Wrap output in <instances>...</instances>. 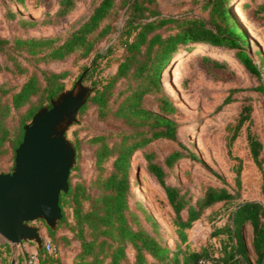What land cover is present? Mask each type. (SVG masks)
Listing matches in <instances>:
<instances>
[{"label":"trees","instance_id":"obj_1","mask_svg":"<svg viewBox=\"0 0 264 264\" xmlns=\"http://www.w3.org/2000/svg\"><path fill=\"white\" fill-rule=\"evenodd\" d=\"M195 1L201 2V8L208 9V15L165 14L158 0H121V5L118 0H100L88 18L64 38L16 37L13 41L0 38L1 47L10 45L8 53L15 60L14 66L21 71L27 67L14 56L19 49L33 56V61L48 63L72 56L75 59L92 57L94 65L101 58L108 59L116 43L122 48L116 70L101 80H92L90 95L78 110L81 112L93 105L100 119H113L120 124L89 138L95 146V171L88 179L73 181L75 166L72 167L69 189L60 194L63 215L55 227H47L53 241L62 237L67 244L79 242L78 246L75 245L73 264H194L199 257H207L208 252L185 251L182 259L178 250L172 251L165 243L160 223L142 200L131 201L133 172L141 168L134 156L138 150L144 152L148 172L165 188L182 240L187 239L186 229L192 227L207 208L221 201L235 203L230 220L214 229L215 235L226 233L229 237L223 242L220 256L215 258L225 264H264V201L241 198L240 164H236V189L225 181L210 183L203 185L201 192L195 195L183 182L172 180L179 176L181 161L186 156L197 159L196 153L179 141L180 123L176 118L179 107L162 80L163 72L180 45L204 40L235 49L236 57L260 79L256 90L264 93V56L261 55L260 63L255 61L249 50V30L236 18L232 0ZM75 3L76 0H60L55 15H66ZM120 8H124L121 25L119 20L116 22ZM255 9L264 12V0ZM8 15L17 18L24 28L52 21L49 12L43 20L25 18L11 10ZM112 33L117 34L115 43L110 44L105 52L98 51L101 42ZM204 58L217 67L229 66L226 59L207 54ZM87 72L93 73L94 68H88ZM68 74V71L36 67L19 89L0 85V157L10 151L16 155L25 125L41 107L50 105L52 99L65 89ZM230 91L219 108L233 101L232 94L242 89L232 88ZM149 97L158 103L157 111L147 106ZM252 111L253 104L244 103L236 119L227 123L229 144L237 138L247 121L252 123ZM16 116V122L12 123L10 118ZM250 123L247 137L252 156L262 172L264 193V144ZM163 139L178 142L180 146L159 157L149 145ZM78 147L75 143L76 150ZM140 213L152 231L142 224ZM248 224L252 227L254 260L244 233ZM62 227L66 229L64 234L56 236ZM5 244L10 245L9 242ZM40 254L41 264H67L44 248L40 249Z\"/></svg>","mask_w":264,"mask_h":264},{"label":"rangeland","instance_id":"obj_2","mask_svg":"<svg viewBox=\"0 0 264 264\" xmlns=\"http://www.w3.org/2000/svg\"><path fill=\"white\" fill-rule=\"evenodd\" d=\"M100 0H76L73 8L64 16L55 15L60 0H0V38L11 39L16 37H45L60 36L66 34L82 21L86 20L94 6ZM163 13L180 16L183 14L208 15V9L201 8V2L195 0H158ZM263 0H232L233 12L249 30L251 45L250 52L256 62L260 63L261 55L264 56V12H257L256 7ZM121 5V0H118ZM243 10V18L237 15V8ZM116 19L119 25L122 21V11ZM14 11L25 18L43 20L49 12L52 21L38 24L34 27H22L17 18H11L9 11ZM117 34L112 33L98 47V51L105 52L110 44L115 43ZM0 46V85L12 86L19 89L27 77L36 67L48 68L58 71H68L65 79L64 92L77 90L79 79L83 75L82 84L89 90L93 86L92 80H101L111 75L117 67V58L122 52L119 44H115L108 59L101 58L93 65L92 57L75 59L69 57L63 61H33V56L23 49L16 52L14 56L24 71L14 66V58L8 53V48ZM22 50V51H21ZM178 51V52H177ZM177 52V53H176ZM236 50L225 45H218L209 41L197 40L180 45L173 54V59L162 74L163 84L167 92L172 96L179 107L176 115L180 127L178 130L179 141L196 153L197 159L186 156L180 164V174L172 180L183 182L189 186L195 195L201 192L206 184H221L227 182L230 187L238 188L236 183L237 166L241 165V198L261 199L264 201L262 191L263 176L256 164L247 137L249 121L240 130L237 138L229 144L228 122H233L239 114L244 103H252V123L250 127L254 130L264 144V93L256 88L260 79L253 75L243 63L236 57ZM204 54L226 59L229 62L227 68L214 66L212 62L204 58ZM88 68H94L93 73H88ZM85 69V70H84ZM264 81V66H263ZM232 88H241L232 94L234 100L223 104L224 99L231 93ZM147 106L158 110V103L151 97L147 99ZM10 118L11 122H16ZM120 122L113 119L103 120L98 117L96 107L89 105L83 111L78 112L75 119L68 123L65 128V137L79 147L76 150L73 171V181L90 178L95 171L94 150L95 146L89 142V138L101 132L115 129ZM178 142L166 139L152 142L149 147L155 149L159 157H164L174 148L179 147ZM262 155L264 156V148ZM136 161L141 166L140 170L133 172L131 201L140 198L155 216L161 225L160 232L165 243L172 251L178 250L183 259L184 252H208L207 257L220 256L224 240L228 241L226 233L214 234V229L223 226L230 220V213L235 203L227 204L223 201L207 208L204 214L194 221L192 227L187 228V239L182 240L178 233V226L174 223L175 212L170 205L165 188L158 182L156 177L147 170V160L143 150L134 154ZM110 164V161L108 162ZM15 166V152L10 151L0 157V171L9 172ZM190 172V174H189ZM142 224L150 231L152 228L147 223L143 214L140 213ZM32 225L39 226L42 244L34 239H25L20 243L6 245V238L0 234V264H24L25 257H29L33 247L41 249L46 237H52L48 233V222L44 219L31 221ZM66 229L60 228L56 236L64 234ZM245 237L253 260L255 254L252 249V227L246 225ZM60 248V255L71 256L75 251V243H69L62 237L54 240ZM132 254V253H130ZM16 261V263H13ZM196 262V261H195ZM195 264V263H194Z\"/></svg>","mask_w":264,"mask_h":264},{"label":"water","instance_id":"obj_3","mask_svg":"<svg viewBox=\"0 0 264 264\" xmlns=\"http://www.w3.org/2000/svg\"><path fill=\"white\" fill-rule=\"evenodd\" d=\"M83 75L77 90H63L34 114L16 149L14 169L0 171V234L10 242L35 238L42 244L39 226L31 221L44 218L55 227L63 215L60 194L69 189L76 159L65 128L92 90L83 86Z\"/></svg>","mask_w":264,"mask_h":264},{"label":"built area","instance_id":"obj_4","mask_svg":"<svg viewBox=\"0 0 264 264\" xmlns=\"http://www.w3.org/2000/svg\"><path fill=\"white\" fill-rule=\"evenodd\" d=\"M47 252L53 254L55 257L59 256L60 248L55 244V242L50 237H46L43 247ZM40 249L39 247H35L30 256L28 257V264H41L40 263ZM73 264V263H71ZM195 264H225L223 261L218 260L213 257H205L201 256L198 258Z\"/></svg>","mask_w":264,"mask_h":264},{"label":"crops","instance_id":"obj_5","mask_svg":"<svg viewBox=\"0 0 264 264\" xmlns=\"http://www.w3.org/2000/svg\"><path fill=\"white\" fill-rule=\"evenodd\" d=\"M6 242H9L10 244H12V242L6 240L4 241L3 243L5 244ZM79 242H75V245L78 246ZM35 247L32 248V250L34 249ZM76 248H75V251L73 252V254L71 256H64V254H59V256H57L58 258H60L61 261L67 263V264H71L74 260V256H75V253H76ZM40 263H42V258H41V254H40ZM13 263H16V261H13ZM24 264H28V257H25L24 261H23ZM46 264H51L50 262H47Z\"/></svg>","mask_w":264,"mask_h":264},{"label":"bare ground","instance_id":"obj_6","mask_svg":"<svg viewBox=\"0 0 264 264\" xmlns=\"http://www.w3.org/2000/svg\"><path fill=\"white\" fill-rule=\"evenodd\" d=\"M237 15L239 16V17H241V18H243V10L240 8V7H238L237 8ZM60 128V127H59Z\"/></svg>","mask_w":264,"mask_h":264}]
</instances>
